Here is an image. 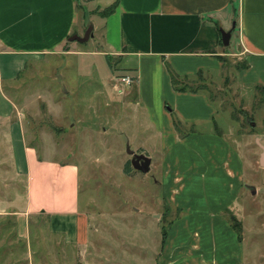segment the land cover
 <instances>
[{
    "label": "rangeland",
    "instance_id": "374dc122",
    "mask_svg": "<svg viewBox=\"0 0 264 264\" xmlns=\"http://www.w3.org/2000/svg\"><path fill=\"white\" fill-rule=\"evenodd\" d=\"M85 30L84 42L73 34L63 46L85 54L45 55L0 78V264H264V94L239 84L244 61L225 55L221 69L181 77L206 86L219 110L216 124L195 121L205 115L201 99L175 92L154 69L140 90L139 73L126 74L115 56L109 65ZM226 42L235 53L237 39ZM27 147L79 166L86 242L52 232L47 216H25ZM236 157L241 181L227 174ZM237 193L235 231L225 233Z\"/></svg>",
    "mask_w": 264,
    "mask_h": 264
},
{
    "label": "crops",
    "instance_id": "0c3cea01",
    "mask_svg": "<svg viewBox=\"0 0 264 264\" xmlns=\"http://www.w3.org/2000/svg\"><path fill=\"white\" fill-rule=\"evenodd\" d=\"M112 5H116L113 13H100ZM87 24L93 28L92 39L98 37L105 48V52H94L117 57L118 68L124 64L121 70L126 74L138 72L140 90L152 82H144L143 77L149 78L154 69L175 92L201 99L205 115L192 118L195 121L217 123V104L205 91L176 90L167 63L180 76L192 77L199 71L221 69L223 56L235 54L244 61L237 73L239 84L249 90L261 88L264 94V0H0V78H15L29 61L45 55L85 54L63 51V46L73 34L81 35L84 42ZM232 38L237 39L235 53L224 49ZM231 164L237 171L227 174L234 178L239 174L241 181V159L236 157ZM25 167V216H47L52 232L65 234L69 243L86 242L89 223L79 209V166L45 158L37 148L27 147ZM173 192L178 193L177 188ZM238 198L237 193L227 201L230 210L227 221H222L225 233L235 231L229 217ZM24 226L19 218L23 232ZM168 236L166 231L163 246Z\"/></svg>",
    "mask_w": 264,
    "mask_h": 264
},
{
    "label": "trees",
    "instance_id": "16d2710c",
    "mask_svg": "<svg viewBox=\"0 0 264 264\" xmlns=\"http://www.w3.org/2000/svg\"><path fill=\"white\" fill-rule=\"evenodd\" d=\"M116 9V5H112L110 6L109 8L105 9L103 12H101L103 15H108L110 13H113ZM107 60H108V63L109 65L111 64L110 62V59L109 57L107 56ZM169 73L171 75V79H172V84L174 86V88L178 91H193V92H196V91H208V89L206 88V86H200V87H190V86H187V85H181V83H183L184 81L181 80V77H183V79H186L189 78V76H180L179 74H177L176 72H174L172 69L169 68ZM203 74V71H199L197 73L196 76H201ZM134 78H137L136 76ZM261 89V88H259ZM210 98L212 100L213 99V96L210 95ZM216 124V122H215ZM216 129L218 130V128L216 127ZM128 170V168H127Z\"/></svg>",
    "mask_w": 264,
    "mask_h": 264
},
{
    "label": "built area",
    "instance_id": "2783aa9c",
    "mask_svg": "<svg viewBox=\"0 0 264 264\" xmlns=\"http://www.w3.org/2000/svg\"><path fill=\"white\" fill-rule=\"evenodd\" d=\"M121 81L130 84L133 81V78L130 75H127V76H123L121 78Z\"/></svg>",
    "mask_w": 264,
    "mask_h": 264
},
{
    "label": "water",
    "instance_id": "95a60500",
    "mask_svg": "<svg viewBox=\"0 0 264 264\" xmlns=\"http://www.w3.org/2000/svg\"><path fill=\"white\" fill-rule=\"evenodd\" d=\"M80 40H83L82 38ZM262 148H263V154H262V164L264 165V146L262 145Z\"/></svg>",
    "mask_w": 264,
    "mask_h": 264
}]
</instances>
